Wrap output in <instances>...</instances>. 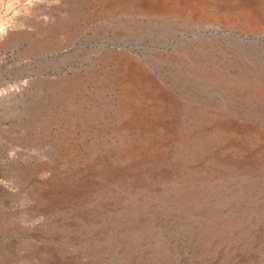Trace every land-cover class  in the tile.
<instances>
[{"label": "rangeland", "instance_id": "rangeland-1", "mask_svg": "<svg viewBox=\"0 0 264 264\" xmlns=\"http://www.w3.org/2000/svg\"><path fill=\"white\" fill-rule=\"evenodd\" d=\"M0 264H264V0H0Z\"/></svg>", "mask_w": 264, "mask_h": 264}, {"label": "bare ground", "instance_id": "bare-ground-1", "mask_svg": "<svg viewBox=\"0 0 264 264\" xmlns=\"http://www.w3.org/2000/svg\"><path fill=\"white\" fill-rule=\"evenodd\" d=\"M26 1H31V0H26ZM129 2V1H128ZM131 2V1H130ZM138 2V1H137ZM116 4V3H115ZM130 4V3H129ZM147 4V3H146ZM117 5V4H116ZM128 5V4H127ZM153 7V6H152ZM121 8V7H120ZM134 9H135V7H134ZM135 79V78H134ZM136 81V80H135ZM130 85V84H129ZM136 85H138L137 83H136ZM134 86V85H133ZM162 90V89H161ZM145 94V93H144ZM168 94V93H167ZM146 97V96H145ZM170 97V96H169ZM145 108V107H144ZM129 113V112H128ZM130 115V114H129ZM152 116H154V115H152ZM132 118V117H131ZM55 191V190H54ZM51 195V194H50ZM52 196V195H51ZM54 198V197H53ZM30 247V246H29Z\"/></svg>", "mask_w": 264, "mask_h": 264}]
</instances>
